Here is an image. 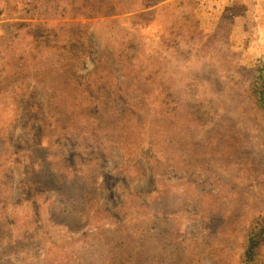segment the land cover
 I'll list each match as a JSON object with an SVG mask.
<instances>
[{
    "label": "rangeland",
    "instance_id": "374dc122",
    "mask_svg": "<svg viewBox=\"0 0 264 264\" xmlns=\"http://www.w3.org/2000/svg\"><path fill=\"white\" fill-rule=\"evenodd\" d=\"M188 13L215 57L179 37ZM263 62L264 0H0V264H121L133 225L166 264H244L264 217ZM139 86L156 100L121 118Z\"/></svg>",
    "mask_w": 264,
    "mask_h": 264
},
{
    "label": "trees",
    "instance_id": "16d2710c",
    "mask_svg": "<svg viewBox=\"0 0 264 264\" xmlns=\"http://www.w3.org/2000/svg\"><path fill=\"white\" fill-rule=\"evenodd\" d=\"M173 26L176 27L179 37H181V39L184 40L186 43H190V44L201 43L202 45L201 44L199 45H200V48L203 49L202 51H205L204 53L205 57H215L216 55H218L219 53L218 49L216 51H213V49L210 46L211 42L210 40L207 39L209 37H207V34L205 33V31L201 28L200 23L195 17V15L188 13L180 19H177V20L175 19ZM214 42L217 43L218 40L214 39ZM146 79L150 80V77ZM96 83L97 81L91 82L89 85H87V87L80 85L79 87L80 89H82L81 92L85 93L87 92L86 88H89L90 90L93 87H96ZM140 84L144 86V89L150 85L148 83H140ZM140 89H142L140 88V86L136 87L134 89V94H137V96L135 97L133 94L131 98H128L130 97L128 92H124L125 96H127L125 97V99H123L124 100V110L119 111L117 113L121 118L128 116V114L126 113L131 112L134 108L137 107L136 102L132 103V101H135L136 98L139 97L138 103L144 104L146 106L147 105L150 106V104L156 100L152 96L151 91L145 92L144 89L143 90H140ZM152 89H154V87H152L151 90ZM119 90L122 91L121 89ZM249 91H250L251 97L254 103L256 104V106L264 112V62L261 65L256 66L254 68L252 79L249 82ZM83 93H81L80 96ZM79 99H80L79 101L75 102V107L79 106L78 110L82 106V102H83L82 98H79ZM50 116H51V119L55 118V121H59V122L61 121V119H63L62 117H65L66 120L70 119L71 121V115L62 116L61 113H59V116H58L52 113ZM134 125L137 126V124H134ZM125 137L128 139H131V137L129 136H125ZM128 147L129 148L125 150V153L132 154V152L131 153L128 152L130 151L128 149H130L131 146L128 145ZM102 213L103 212H100L97 210L92 214V216H94V214L100 215ZM84 219H86V217H84ZM87 219H90V218L87 217ZM145 221H146L145 225L142 226L143 232L144 230L152 231L154 227L153 224L158 221V218H155V219L145 218ZM79 222L80 220L76 222V218L72 219V223H78L79 225ZM139 229L141 230V226L133 225L132 228H130L127 233L123 234L122 237H119L116 240L118 246H121L122 253L117 254L119 256L121 264H166L165 254L160 253L158 251L150 250L151 249L150 247H148L145 243H142L140 241L141 238L139 240H136L131 237V233ZM106 243L107 242H105V247H107L106 245H108ZM263 244H264V217H259L250 227V231L248 234V238H247V242H246V246L244 250L243 263L244 264H260L261 257H262L261 247ZM173 246L175 249H177L176 245L173 244ZM175 252H173L172 254L174 255ZM173 263L174 264H189L188 260L183 255H180V254L177 255V258L173 256Z\"/></svg>",
    "mask_w": 264,
    "mask_h": 264
}]
</instances>
